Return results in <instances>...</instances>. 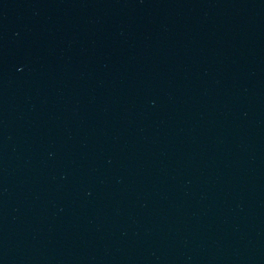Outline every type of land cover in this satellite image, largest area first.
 Instances as JSON below:
<instances>
[{
    "label": "water",
    "instance_id": "obj_1",
    "mask_svg": "<svg viewBox=\"0 0 264 264\" xmlns=\"http://www.w3.org/2000/svg\"><path fill=\"white\" fill-rule=\"evenodd\" d=\"M0 264H264V0H0Z\"/></svg>",
    "mask_w": 264,
    "mask_h": 264
}]
</instances>
